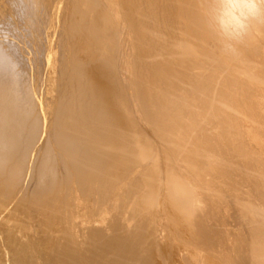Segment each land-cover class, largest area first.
<instances>
[{
  "label": "bare ground",
  "instance_id": "obj_1",
  "mask_svg": "<svg viewBox=\"0 0 264 264\" xmlns=\"http://www.w3.org/2000/svg\"><path fill=\"white\" fill-rule=\"evenodd\" d=\"M53 2L0 0V264H264V0Z\"/></svg>",
  "mask_w": 264,
  "mask_h": 264
},
{
  "label": "rangeland",
  "instance_id": "obj_2",
  "mask_svg": "<svg viewBox=\"0 0 264 264\" xmlns=\"http://www.w3.org/2000/svg\"><path fill=\"white\" fill-rule=\"evenodd\" d=\"M55 1H57V3H58V0H54V2H55ZM54 2H53V3H54ZM57 7H58L57 9H59V11H60V10H62V11L66 10V9H65V7H64V8H63V7H61V6L59 7V4H58V6H57ZM65 12H66V11H65ZM17 44H18V43H15V45H14V46H15V47H17V46H18ZM28 57H30V55H28Z\"/></svg>",
  "mask_w": 264,
  "mask_h": 264
}]
</instances>
